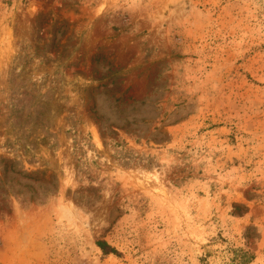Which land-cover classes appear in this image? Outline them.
<instances>
[{"label": "rangeland", "instance_id": "1", "mask_svg": "<svg viewBox=\"0 0 264 264\" xmlns=\"http://www.w3.org/2000/svg\"><path fill=\"white\" fill-rule=\"evenodd\" d=\"M0 264H264V0H0Z\"/></svg>", "mask_w": 264, "mask_h": 264}, {"label": "trees", "instance_id": "2", "mask_svg": "<svg viewBox=\"0 0 264 264\" xmlns=\"http://www.w3.org/2000/svg\"><path fill=\"white\" fill-rule=\"evenodd\" d=\"M102 251H104L105 246L102 243L98 244Z\"/></svg>", "mask_w": 264, "mask_h": 264}]
</instances>
